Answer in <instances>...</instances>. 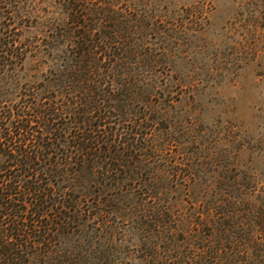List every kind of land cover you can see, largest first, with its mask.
<instances>
[{
    "label": "trees",
    "instance_id": "trees-1",
    "mask_svg": "<svg viewBox=\"0 0 264 264\" xmlns=\"http://www.w3.org/2000/svg\"><path fill=\"white\" fill-rule=\"evenodd\" d=\"M157 2L0 0V264H264V190L196 189L197 84L126 31L197 25Z\"/></svg>",
    "mask_w": 264,
    "mask_h": 264
},
{
    "label": "rangeland",
    "instance_id": "rangeland-1",
    "mask_svg": "<svg viewBox=\"0 0 264 264\" xmlns=\"http://www.w3.org/2000/svg\"><path fill=\"white\" fill-rule=\"evenodd\" d=\"M154 6L168 8L170 17L175 13L176 21L185 19L190 26L198 21L193 29L174 30L170 37L163 36L165 30H126L133 42L172 51L157 64L164 74L197 84L173 97L183 99L175 103L186 112L182 131L196 138L191 149L201 157L190 165L199 169L196 189L220 187L219 172H213L209 163L213 160L220 167L230 162L254 175L262 192L264 0H158ZM174 146L171 155L176 154Z\"/></svg>",
    "mask_w": 264,
    "mask_h": 264
}]
</instances>
